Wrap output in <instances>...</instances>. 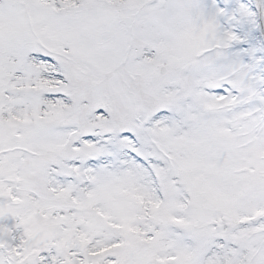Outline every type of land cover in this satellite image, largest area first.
<instances>
[{"label":"snow or ice","instance_id":"6c2138e0","mask_svg":"<svg viewBox=\"0 0 264 264\" xmlns=\"http://www.w3.org/2000/svg\"><path fill=\"white\" fill-rule=\"evenodd\" d=\"M0 264H264V0H0Z\"/></svg>","mask_w":264,"mask_h":264}]
</instances>
